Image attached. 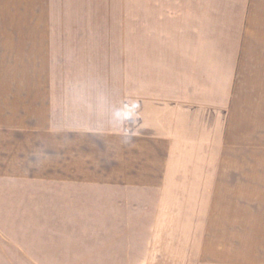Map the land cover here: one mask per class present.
<instances>
[{
    "label": "crops",
    "instance_id": "0c3cea01",
    "mask_svg": "<svg viewBox=\"0 0 264 264\" xmlns=\"http://www.w3.org/2000/svg\"><path fill=\"white\" fill-rule=\"evenodd\" d=\"M100 18L0 0V264H259L264 0H159V53Z\"/></svg>",
    "mask_w": 264,
    "mask_h": 264
},
{
    "label": "rangeland",
    "instance_id": "374dc122",
    "mask_svg": "<svg viewBox=\"0 0 264 264\" xmlns=\"http://www.w3.org/2000/svg\"><path fill=\"white\" fill-rule=\"evenodd\" d=\"M100 7V33L102 40L105 37L104 25L106 13H114L111 30L115 31L117 46L120 45L123 35V26L127 36H130V53H159V0H91ZM123 38V37H122ZM123 42V39H122ZM127 44V42H126ZM14 231L20 238L25 237L28 226L36 227V255L38 247L42 245L40 227L42 219H15ZM13 226V225H12ZM10 223L6 219H0V228H10ZM260 254L259 264H264V233L260 234ZM38 261V260H37ZM19 264H25L22 260Z\"/></svg>",
    "mask_w": 264,
    "mask_h": 264
}]
</instances>
